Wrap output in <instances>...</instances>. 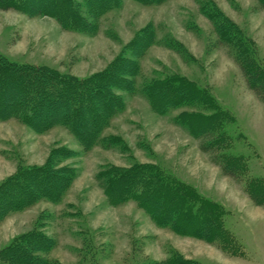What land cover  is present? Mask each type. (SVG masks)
<instances>
[{
	"label": "rangeland",
	"instance_id": "obj_1",
	"mask_svg": "<svg viewBox=\"0 0 264 264\" xmlns=\"http://www.w3.org/2000/svg\"><path fill=\"white\" fill-rule=\"evenodd\" d=\"M198 1L142 4L122 0L120 7L100 19L94 35L65 30L49 16L0 10V52L16 62L82 77L103 69L135 31L151 22L159 43L140 58L137 83L178 72L208 86L235 119L225 128L232 139L229 152L246 158L249 176L264 179V102L247 87L226 47L215 44L211 24L199 12ZM213 1L254 40L264 65V9L255 0ZM168 35L181 42L193 59L186 60L165 47L162 40ZM121 94L123 109L101 135H118L128 147L125 153L99 142L83 150L60 125L35 132L15 118L0 121V181L18 165L43 164L52 148L77 151V156L66 160L77 171L61 201L41 200L10 212L0 222V249L42 217L43 230L57 242L47 256L61 264H136L163 259L170 247L201 264H264V207L255 205L243 183L223 175L211 154L199 148V140L173 122L179 109L159 115L139 91ZM133 162L156 163L220 203L227 211L224 226L241 244L243 255L232 256L203 240L156 226L133 201L109 205L95 173L106 163L128 166Z\"/></svg>",
	"mask_w": 264,
	"mask_h": 264
},
{
	"label": "trees",
	"instance_id": "obj_2",
	"mask_svg": "<svg viewBox=\"0 0 264 264\" xmlns=\"http://www.w3.org/2000/svg\"><path fill=\"white\" fill-rule=\"evenodd\" d=\"M134 1L158 4L165 0ZM255 1L264 9V0ZM121 4L122 0H0V10H14L29 17L49 16L65 30L94 35L104 14ZM198 10L211 24L215 44L226 47L247 87L264 102V65L254 40L215 1L199 0ZM156 43L159 40L149 22L134 32L103 69L82 77L45 65L16 62L0 52V121L15 118L35 132L60 125L83 150L99 142L104 148L117 147L125 153L128 147L118 135L101 134L123 109L121 93L139 91L156 114L179 109L173 122L199 140V148L211 154L223 175L243 183V190L255 205L264 207V179L249 176L246 158L229 152L232 139L225 128L235 119L208 86L198 85L178 72L137 83L140 58ZM162 44L186 60L193 59L187 48L170 35L163 38ZM75 156L77 151L61 146L52 148L41 165H18L0 181V222L10 212L29 208L38 201L60 202L77 171L66 160ZM94 179L109 205L133 201L156 226L203 240L229 255H243L241 244L224 226L226 209L158 164L106 163ZM43 227L39 217L30 230L15 235L0 249V264H61L47 256L57 242ZM136 264L201 263L170 247L163 259Z\"/></svg>",
	"mask_w": 264,
	"mask_h": 264
},
{
	"label": "crops",
	"instance_id": "obj_3",
	"mask_svg": "<svg viewBox=\"0 0 264 264\" xmlns=\"http://www.w3.org/2000/svg\"><path fill=\"white\" fill-rule=\"evenodd\" d=\"M13 237H14V236H13ZM13 237H12V238H13ZM12 238H11V239H12Z\"/></svg>",
	"mask_w": 264,
	"mask_h": 264
}]
</instances>
